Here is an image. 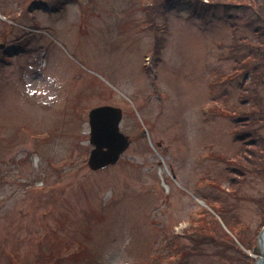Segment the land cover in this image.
<instances>
[{"label":"rangeland","instance_id":"rangeland-1","mask_svg":"<svg viewBox=\"0 0 264 264\" xmlns=\"http://www.w3.org/2000/svg\"><path fill=\"white\" fill-rule=\"evenodd\" d=\"M204 8L0 0V21L15 17L0 40V264H178L165 244L198 215L205 194L225 196L227 214L256 231L252 199L264 183L250 176L235 193V172L217 160L238 153L237 119L204 110L214 96L232 107L249 84L233 71L230 45L252 40L257 24L250 6ZM259 91L262 112L248 126L264 137ZM102 104L122 108L131 143L116 164L94 171L88 111ZM213 251L189 264H234Z\"/></svg>","mask_w":264,"mask_h":264},{"label":"trees","instance_id":"trees-1","mask_svg":"<svg viewBox=\"0 0 264 264\" xmlns=\"http://www.w3.org/2000/svg\"><path fill=\"white\" fill-rule=\"evenodd\" d=\"M58 1L61 3L63 0ZM194 1L197 5L206 7L203 11L204 14L210 7H225L226 11H230L233 8L250 6L254 14L251 22L257 24L254 28L255 36L252 40H236L230 45L232 49L229 57L234 58L236 61L233 71L235 73L245 72L248 74L250 78L249 84L246 85L244 83L242 85V92H240L237 101L232 107L228 108L225 105L227 99H222L221 96H214L217 103L204 111L205 115L209 113L212 118L213 116H228L237 119L235 140L240 142L238 153H235L233 157L222 155L217 159L228 163L231 166V171L235 172L230 182L231 188L236 193L241 184L250 176L252 178H260L261 182L264 183V137L260 136L256 128L248 126L250 117L262 112L259 109L261 98L259 89L264 86V0ZM155 2H158V0H155ZM8 20H15V17L10 15L6 22L0 21V23H3L0 25V40L5 38L8 31ZM17 45L21 46L20 41L17 42ZM156 51H159L158 46ZM3 53L4 60H9V55L12 52L5 49ZM213 85L211 87L212 91L214 90ZM219 98L221 99L220 102H218ZM204 120L206 121L207 117ZM256 120V118H252V121ZM218 196L205 194L203 198L208 206L201 207L196 217L195 215L189 217V224L183 233L179 236L175 235L173 240L170 239L165 244L170 261L180 258L178 264H189L192 256L204 255L207 246H211L214 248L213 253L219 259H226L234 262V264H253L255 258L248 252H252L257 245V235L264 225V194L252 199L258 209H260L262 219L256 231L251 234H249L251 230L249 224L242 223L237 216L227 214L229 207L223 205L222 200V198L225 200L226 197L221 198L220 195ZM91 217L101 220L104 218V214L92 212ZM86 228L89 229L90 226L87 225ZM11 263L13 262L11 261ZM141 264H148V261Z\"/></svg>","mask_w":264,"mask_h":264},{"label":"water","instance_id":"water-1","mask_svg":"<svg viewBox=\"0 0 264 264\" xmlns=\"http://www.w3.org/2000/svg\"><path fill=\"white\" fill-rule=\"evenodd\" d=\"M12 26L13 24H11ZM121 119L122 109L120 107L100 105L89 111V143L92 148L87 164L91 170H100L117 163L122 153L128 148L130 138L120 130ZM142 134L146 135L147 132L143 129ZM263 231L264 227L258 236L261 255L255 261V264H264V250L260 245ZM253 251L257 252L258 246L254 247Z\"/></svg>","mask_w":264,"mask_h":264},{"label":"bare ground","instance_id":"bare-ground-1","mask_svg":"<svg viewBox=\"0 0 264 264\" xmlns=\"http://www.w3.org/2000/svg\"><path fill=\"white\" fill-rule=\"evenodd\" d=\"M260 245H261V247L264 250V231H263V234H262V237H261V240H260Z\"/></svg>","mask_w":264,"mask_h":264}]
</instances>
